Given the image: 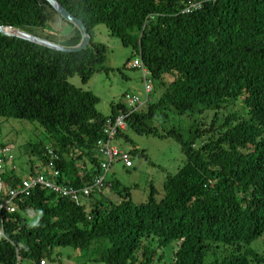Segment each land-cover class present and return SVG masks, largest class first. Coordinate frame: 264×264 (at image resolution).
Listing matches in <instances>:
<instances>
[{"label": "trees", "instance_id": "obj_1", "mask_svg": "<svg viewBox=\"0 0 264 264\" xmlns=\"http://www.w3.org/2000/svg\"><path fill=\"white\" fill-rule=\"evenodd\" d=\"M58 1L85 23L89 45L66 52L0 32V115L37 121L54 137L60 181L79 186L99 174L98 140L125 105L113 104L104 115L99 96L69 77L78 74L86 83L110 70L107 46L94 38L95 27L105 24L158 82L157 100L131 114L128 126L173 137L186 162L166 175L159 197L151 184L141 202L119 181L111 183L117 201L102 196L89 210L84 200L38 185L25 189L16 211L0 210V264L62 263L54 251L65 246L91 254L82 264H264V254L251 246L264 235V0H198L201 7L189 12L184 9L195 0ZM56 16L73 27L64 39L51 26ZM0 24L67 46L82 38L47 0H0ZM238 98L244 112L219 116ZM164 108L197 115L187 136L176 126L161 132L148 123ZM205 110L213 111L209 125L199 118ZM49 149L42 140L34 145L41 172ZM141 155L149 158L145 150ZM80 160L91 163L84 175ZM3 178L4 191L23 180L15 173ZM174 240L178 246L167 261L162 248Z\"/></svg>", "mask_w": 264, "mask_h": 264}, {"label": "rangeland", "instance_id": "obj_2", "mask_svg": "<svg viewBox=\"0 0 264 264\" xmlns=\"http://www.w3.org/2000/svg\"><path fill=\"white\" fill-rule=\"evenodd\" d=\"M51 26L57 28L60 32L59 39H64L73 33V27L58 16L51 22ZM38 30H40V33L43 32L41 29ZM94 31L95 40L103 42L107 46L105 65L110 67V70L108 72H96L86 83L81 80L78 74L70 76L69 81L77 87L92 90L97 94L100 98L97 108L104 115L111 114L113 104L123 103L126 92L139 94L145 101L143 71L129 65V62L138 57L137 52L131 45L124 44L119 37L111 35L105 24L97 25ZM157 86V80L153 79V90L150 93V98L142 104L140 110H148L149 104L157 100L160 94ZM238 100H241V98L220 109L219 116H222L221 113L226 114L232 110L244 112L243 106ZM164 111H168V114L163 116ZM212 117V110H205L203 114L199 115V118L203 119L206 125L210 124ZM196 118L197 115L181 114L175 112L172 108H164L158 109L156 116L148 123L156 126L161 132L176 126L187 136ZM124 134L125 136L117 137L114 143L126 150L138 149L132 155L133 166L127 167L123 162L115 161L107 173L104 191L94 193L91 197L84 199L88 210L102 196L106 197L104 199L113 201L120 198L118 191L111 185L113 181H119L121 185L129 186L131 197L136 202L148 198L151 184L155 187L159 197L163 191L166 175L176 172L186 162V156L180 144L171 136L140 133L131 125L124 131ZM40 140L44 141L47 148L53 150L56 148L54 137L46 133L43 126L37 121L0 115V147L10 148L8 159L4 162L0 171L2 179L13 173L22 179H26L31 178L37 172H41L43 161L33 151L35 143ZM141 150H145L149 158L142 156ZM86 163L87 165H84L83 160L78 161L81 175L87 173L88 164H91L88 161ZM4 185L3 181V188ZM27 217L33 218V214H27ZM29 220L32 222L34 218ZM177 246V241L174 240L170 245L162 248L166 253L165 260L172 259L173 250ZM251 246L264 254V235L253 241ZM57 253L60 254L62 263L58 259H46V264H82L91 256L89 252L80 253L70 246L56 247L54 256ZM23 264H31V262L25 260Z\"/></svg>", "mask_w": 264, "mask_h": 264}, {"label": "built area", "instance_id": "obj_3", "mask_svg": "<svg viewBox=\"0 0 264 264\" xmlns=\"http://www.w3.org/2000/svg\"><path fill=\"white\" fill-rule=\"evenodd\" d=\"M201 2L198 0L193 1L188 5L184 11L189 12L192 9L201 7ZM129 65L135 68H140L143 71V79L145 84L146 99L140 97L139 94L126 92L124 94L125 109L120 110L118 114L113 118H109L104 127L105 136L100 138L97 143V154L100 158V173L95 175L92 180L83 185H73L71 183H65L59 180L60 170L56 167L57 155L53 149H49V161L46 164V169L42 172H37L31 176L22 180V183L17 187H10L6 191L3 188V179L0 173V193L6 192L0 201V210L6 209L9 212L16 211L21 200V192L32 186H40L49 189L58 196L67 197L72 201L83 203L84 199L88 198L93 193H101L105 189L106 177L112 164L115 161H121L127 167L133 166V159L130 150L121 148L114 143V139L117 133L125 131L128 128V118L131 114L138 112L142 104H144L150 98V93L153 90V82L149 77V70L144 65L141 56L136 57L129 62ZM9 147H5L0 150V171L4 164V158L8 155ZM3 233V229H0V234ZM40 264H46V260L40 261Z\"/></svg>", "mask_w": 264, "mask_h": 264}, {"label": "water", "instance_id": "obj_4", "mask_svg": "<svg viewBox=\"0 0 264 264\" xmlns=\"http://www.w3.org/2000/svg\"><path fill=\"white\" fill-rule=\"evenodd\" d=\"M54 9L67 21L74 23L81 32L82 38L81 41L77 45L67 46L63 45L59 42L52 41L41 37L37 34L30 33L28 31L22 30L21 28L15 26H7L0 24V32L5 35L9 36H19L24 39L31 40L33 42L55 48L57 50L66 51V52H76L84 49L86 46L89 45L91 35L89 33L88 28L86 27L85 23L79 19L78 17L74 16L63 4H61L58 0H47Z\"/></svg>", "mask_w": 264, "mask_h": 264}, {"label": "crops", "instance_id": "obj_5", "mask_svg": "<svg viewBox=\"0 0 264 264\" xmlns=\"http://www.w3.org/2000/svg\"><path fill=\"white\" fill-rule=\"evenodd\" d=\"M41 170V169H40Z\"/></svg>", "mask_w": 264, "mask_h": 264}]
</instances>
